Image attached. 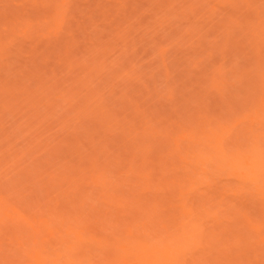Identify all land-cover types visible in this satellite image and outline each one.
Instances as JSON below:
<instances>
[{"label":"rangeland","instance_id":"374dc122","mask_svg":"<svg viewBox=\"0 0 264 264\" xmlns=\"http://www.w3.org/2000/svg\"><path fill=\"white\" fill-rule=\"evenodd\" d=\"M0 264H264V0H0Z\"/></svg>","mask_w":264,"mask_h":264}]
</instances>
